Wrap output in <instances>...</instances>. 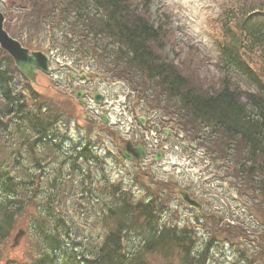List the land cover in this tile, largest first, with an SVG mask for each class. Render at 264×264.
Segmentation results:
<instances>
[{
    "label": "rangeland",
    "instance_id": "1",
    "mask_svg": "<svg viewBox=\"0 0 264 264\" xmlns=\"http://www.w3.org/2000/svg\"><path fill=\"white\" fill-rule=\"evenodd\" d=\"M243 5L245 9H259L264 0H152L143 16L155 27L168 23L162 27L158 47L153 50L197 89L215 92L226 81L238 92L247 90L257 96L253 82L225 71L220 61L219 49L227 43L223 29L230 27L233 31L237 21H242L238 9ZM0 7L7 33L24 48L43 52L52 59L49 74H38L34 84L14 78L13 95L21 93L26 98L32 115L39 112L37 107L43 108L39 119L53 120L50 133L70 139L59 152L53 142L30 145V138H25L28 134L24 132L22 141L23 136L16 131L18 120L12 114L0 113L4 126L0 129V162H6L3 172L19 184V197L28 203L16 222L19 224L0 245V264H28L43 252L38 237L28 231V226L29 217H38L33 204L44 203V192L50 187L53 191L47 205L49 212L53 218L62 216L75 235L74 239H65L69 252L76 250L73 245L81 243L87 250L100 245L109 224L101 217L104 198L121 189L129 191L133 201L158 197L166 210L165 216L157 217L158 225L168 220L169 224L194 232L196 251L215 240L203 264H264L263 192L252 189L247 169L239 171L245 163L249 168L248 162H254L253 174H260V159L247 161V151L237 139L220 135L209 138V129L191 121L172 102H166L159 87L144 94L142 87L148 83L138 79L141 86H136L137 77L133 83L119 77L120 68L111 69L103 51L93 50L98 45L92 48L93 43L85 44L93 40L84 32L87 30L80 28L81 22L72 19L66 4L58 0H0ZM39 14H46L44 26ZM246 49L243 60L264 86L259 52L249 49L245 53ZM70 73L91 78L68 84ZM69 86L90 94L85 101L88 105L81 108L76 100L68 98ZM94 94L102 97L101 104L92 101ZM5 105L0 95V112ZM102 109L108 123L100 120ZM30 136L33 138L34 134ZM119 136L147 145V158L139 167L131 161H119ZM79 140H90L95 145L91 153L96 162L88 165L77 159L73 169L69 168L70 161L60 167L61 157L67 156L71 143ZM155 153L162 156L159 162L154 161ZM59 172L63 174L60 183L56 181ZM28 177L32 178L30 189L35 192L32 203L23 193ZM178 191H187L203 205L201 216L180 201ZM132 243L134 248L139 246L135 235ZM238 253L245 260L239 259ZM147 262L178 264L170 257L158 255L148 256Z\"/></svg>",
    "mask_w": 264,
    "mask_h": 264
},
{
    "label": "trees",
    "instance_id": "2",
    "mask_svg": "<svg viewBox=\"0 0 264 264\" xmlns=\"http://www.w3.org/2000/svg\"><path fill=\"white\" fill-rule=\"evenodd\" d=\"M139 1L141 0H58V3L66 4L69 7L66 9L72 13V19L81 22L80 28L87 30L84 32L93 41L85 44L93 43L92 48L98 45L93 50L103 51L106 62H111V69L120 68L119 77L130 83L135 82L137 77L136 86H141L138 79L148 83L142 87L144 94L159 87L166 102H172L191 121L209 129V138L220 135L228 140L237 139L247 151V161L260 159V174H253L256 168L254 162H248L249 168L245 163L239 171L247 169L246 176L252 189L263 192L264 196V97L260 93L256 96L238 92L226 81L215 92L195 88L175 71L172 64H165L156 55L153 48L160 41L161 29L164 30L162 27H167L168 23H159L155 27L143 16L147 13L146 8L151 0H142L140 6ZM136 5L140 7V11H137ZM250 12L251 10L246 14ZM39 16L42 19L39 22L42 21L41 25L44 26L46 14ZM244 21L236 24L240 37L234 35L230 28L223 30L228 36V43L222 49V57L229 65L241 64L238 58L245 49L243 44H246L247 49H256L259 52L264 65V21L262 24ZM10 66L11 61L0 51V95L6 101L5 109L0 113L8 115L12 112L17 115L16 131L23 136L22 141L26 132L28 136L25 138H30V145L50 144L53 120L39 119L41 109L36 112L37 115H32L24 102L23 105H15L13 102L8 87V73L12 71ZM243 69L249 77H253L244 64ZM17 103H20L18 99ZM2 127L4 126L0 123V129ZM31 133L34 134L33 138ZM5 164V161L0 162V245L10 237L15 225L19 224L16 222L28 204L19 197V184L8 173L3 172L2 167ZM15 164L14 162L12 165ZM65 165V160L60 162V167ZM31 181L32 178L28 177L27 186L23 190L30 203L33 200L35 202V192L30 189ZM52 191L50 187L44 192V203L33 204L38 211V217H29L28 231L38 237L43 252L29 264H148L147 257L151 255L170 257L178 264H203L212 242H216L211 239L212 242L205 243L196 251L191 233L168 225H158L157 216L162 208L156 199L134 203L128 191L119 189L113 191L110 197L105 196L106 200L112 201L105 204L101 211L102 220H107L109 224L100 245L87 250L81 243L78 246L73 245L77 247L76 250L69 252L65 247V239H74L75 235L71 234L62 216L53 218L49 212L47 205ZM127 235H135L138 239L139 246L136 249L133 247L132 238H127ZM238 256L245 260L241 253Z\"/></svg>",
    "mask_w": 264,
    "mask_h": 264
},
{
    "label": "water",
    "instance_id": "3",
    "mask_svg": "<svg viewBox=\"0 0 264 264\" xmlns=\"http://www.w3.org/2000/svg\"><path fill=\"white\" fill-rule=\"evenodd\" d=\"M4 18L0 13V48L4 50L13 60L15 68L31 83L35 82L36 70L47 73L48 72V58L41 52H29L23 48L17 41L10 38L3 30ZM80 76V79H83ZM79 96V95H77ZM129 152H133L129 145L126 146ZM134 151H139L140 156L143 153L138 147ZM138 159V158H137ZM159 159V155L156 156V160ZM181 198L188 204L189 207L195 208L200 211L201 206L195 201L191 200L187 194L180 192Z\"/></svg>",
    "mask_w": 264,
    "mask_h": 264
},
{
    "label": "flooded vegetation",
    "instance_id": "4",
    "mask_svg": "<svg viewBox=\"0 0 264 264\" xmlns=\"http://www.w3.org/2000/svg\"><path fill=\"white\" fill-rule=\"evenodd\" d=\"M78 88H75V90H77ZM73 91H71L72 93ZM83 100L84 101H87L88 100V97L90 96V94L86 93V92H83ZM92 99H93V96H92ZM99 102L101 103L102 100H99ZM86 105H88V103L86 102H83V107H85ZM92 111V109H90ZM106 112L104 111V109L101 110V116L102 117L103 115L105 116ZM101 122H102V119H101ZM103 123V122H102ZM107 123V122H106ZM113 134V133H112ZM118 139V142L116 144V148H117V152L119 153V155L122 157L123 156V153H124V140H121L120 139V136L117 138ZM129 141V140H128ZM131 143L132 146H136V145H143V142H140V140H132V141H129Z\"/></svg>",
    "mask_w": 264,
    "mask_h": 264
}]
</instances>
